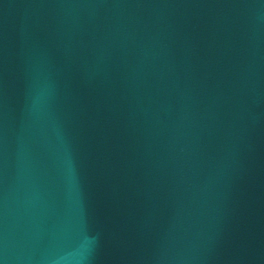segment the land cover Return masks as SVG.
<instances>
[{
  "label": "water",
  "instance_id": "obj_1",
  "mask_svg": "<svg viewBox=\"0 0 264 264\" xmlns=\"http://www.w3.org/2000/svg\"><path fill=\"white\" fill-rule=\"evenodd\" d=\"M0 264H264V0H0Z\"/></svg>",
  "mask_w": 264,
  "mask_h": 264
}]
</instances>
